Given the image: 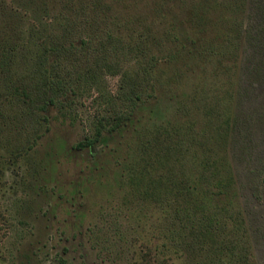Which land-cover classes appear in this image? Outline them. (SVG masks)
Listing matches in <instances>:
<instances>
[{"label": "rangeland", "instance_id": "obj_1", "mask_svg": "<svg viewBox=\"0 0 264 264\" xmlns=\"http://www.w3.org/2000/svg\"><path fill=\"white\" fill-rule=\"evenodd\" d=\"M0 39L17 54L12 75L23 77L34 101L26 105L0 84V264L220 258L187 231L184 242L176 239V220L129 182L123 163L140 142L145 106L132 127L76 147L99 121L128 112L129 76L139 75L146 99L157 78L181 72L191 75L190 86L210 76L207 88L225 96L234 122L233 203L244 219L248 264H264V0H0ZM57 42L66 52L49 50L37 71L40 54ZM228 49L229 60L220 54ZM217 58L229 71L212 70Z\"/></svg>", "mask_w": 264, "mask_h": 264}, {"label": "trees", "instance_id": "obj_2", "mask_svg": "<svg viewBox=\"0 0 264 264\" xmlns=\"http://www.w3.org/2000/svg\"><path fill=\"white\" fill-rule=\"evenodd\" d=\"M6 44V40L0 39V75L3 74L0 84H5L6 88L3 87L16 98L21 97L26 105L33 104V91L22 82L23 77L12 75L17 54ZM49 50L58 57L66 52L65 46L58 42L49 49L46 47L39 56L43 61L37 65V71L44 70ZM226 51L231 50L220 54L229 56V60L233 53L228 55ZM200 58L204 62L203 69L207 61L205 55ZM193 63V66L199 65L197 61ZM214 63L209 62L212 70L230 69L218 58ZM41 73L44 86L50 85L49 76ZM213 75L218 76L216 71ZM226 75L229 77L230 74ZM129 77V88L123 93L130 104L128 112H114L105 122L99 121L93 135L85 137L76 147L82 149L96 142L102 144L105 130H122L126 124L132 127L136 109L145 106L146 115L142 118L147 123L143 125L142 118L137 120L139 127L141 121L140 142L137 148L129 146L130 160L123 163L131 186L138 187L145 198L159 200L157 202L165 209L168 220H176L179 227L176 239L184 242L185 235L182 234L187 231L193 244L202 249L208 245L211 251L218 252L220 258H211L208 264H248L249 245L244 219L233 203L234 176L227 147L234 122L225 113L228 109L224 106L225 96L219 94L218 88H207L210 76L205 74L200 85L191 82L190 86L191 75L181 72L169 75L165 81L157 78L156 93H148L144 99L139 75L136 79Z\"/></svg>", "mask_w": 264, "mask_h": 264}]
</instances>
